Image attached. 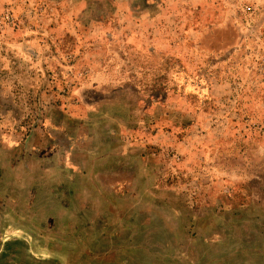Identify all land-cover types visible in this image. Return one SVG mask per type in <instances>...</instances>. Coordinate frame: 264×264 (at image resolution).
Returning a JSON list of instances; mask_svg holds the SVG:
<instances>
[{"label":"rangeland","instance_id":"374dc122","mask_svg":"<svg viewBox=\"0 0 264 264\" xmlns=\"http://www.w3.org/2000/svg\"><path fill=\"white\" fill-rule=\"evenodd\" d=\"M0 264H264V0H0Z\"/></svg>","mask_w":264,"mask_h":264}]
</instances>
